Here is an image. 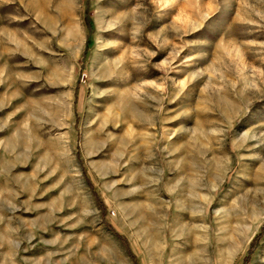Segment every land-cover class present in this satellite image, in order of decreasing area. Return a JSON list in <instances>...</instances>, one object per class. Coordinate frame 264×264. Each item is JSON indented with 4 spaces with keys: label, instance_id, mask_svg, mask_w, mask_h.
I'll return each mask as SVG.
<instances>
[{
    "label": "rangeland",
    "instance_id": "374dc122",
    "mask_svg": "<svg viewBox=\"0 0 264 264\" xmlns=\"http://www.w3.org/2000/svg\"><path fill=\"white\" fill-rule=\"evenodd\" d=\"M9 25L0 264H264V0H0Z\"/></svg>",
    "mask_w": 264,
    "mask_h": 264
},
{
    "label": "crops",
    "instance_id": "0c3cea01",
    "mask_svg": "<svg viewBox=\"0 0 264 264\" xmlns=\"http://www.w3.org/2000/svg\"><path fill=\"white\" fill-rule=\"evenodd\" d=\"M0 31L5 35V37H0V148L8 157L3 162L13 163L14 160L11 159L15 155L13 149H18L22 145L27 147L29 143L23 140L22 131L24 133L25 130L20 131L19 123L13 116L18 114L16 101L19 97L20 77L17 62L13 60V56L18 50V38L11 25L0 27ZM141 170L143 171V169ZM165 170V168L162 170L164 172L161 173L159 180L156 176L159 183L157 182L155 188L158 193L162 191L161 194H170L172 178L170 175L168 176L169 172ZM145 171L150 172V175L154 172L153 168L148 167H145Z\"/></svg>",
    "mask_w": 264,
    "mask_h": 264
},
{
    "label": "bare ground",
    "instance_id": "6f19581e",
    "mask_svg": "<svg viewBox=\"0 0 264 264\" xmlns=\"http://www.w3.org/2000/svg\"><path fill=\"white\" fill-rule=\"evenodd\" d=\"M223 102H224V104H225V106H226V104H227V103H226L225 101H223ZM228 103H229V102H228ZM229 106H230V105H229ZM231 108H232V107H231ZM231 110H232V109H231ZM148 116H149V115H148ZM197 251H198V250H196V251H193V252H192V253H190V254H192V255H194V254H195V255H196V254H197ZM191 257H192V256H191ZM196 259H197V258H196ZM189 264H194V262H193V261H191Z\"/></svg>",
    "mask_w": 264,
    "mask_h": 264
},
{
    "label": "trees",
    "instance_id": "16d2710c",
    "mask_svg": "<svg viewBox=\"0 0 264 264\" xmlns=\"http://www.w3.org/2000/svg\"><path fill=\"white\" fill-rule=\"evenodd\" d=\"M120 237H121V239H122V241H123L124 243L127 242V239L124 237V235H120Z\"/></svg>",
    "mask_w": 264,
    "mask_h": 264
}]
</instances>
